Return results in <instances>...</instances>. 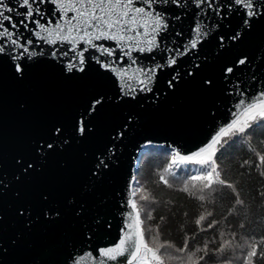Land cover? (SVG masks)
<instances>
[{
  "label": "water",
  "instance_id": "95a60500",
  "mask_svg": "<svg viewBox=\"0 0 264 264\" xmlns=\"http://www.w3.org/2000/svg\"><path fill=\"white\" fill-rule=\"evenodd\" d=\"M5 3L16 6L17 0ZM213 4L220 6L219 16L202 5L206 15L197 17L200 9L193 0H181L179 6L155 0L151 9L134 0V7L167 18V31L157 37L160 48L152 53L133 50L131 58H121L128 50L125 44L135 47L132 41L118 46L115 40H94L93 48L78 40V51L88 48L83 72L66 71L76 56L71 42L53 35L48 38L56 43L49 44L33 31L19 29L20 43L31 40L30 51L38 55L23 58L22 77L10 57L0 55V264H99L100 259L127 264L125 257L107 261L99 249L120 240L125 214L132 211L128 200L142 152L158 146L190 155L234 118L241 99L247 102L264 92V14L245 26L244 10L232 0ZM255 5L264 12V0ZM39 7L43 16L35 19L54 26L60 19L57 6L45 0ZM200 19L211 29L208 37L179 56L176 65L158 68L150 92L122 94L127 76L118 77L97 63L98 58L142 79L137 69L165 65L176 50L184 51ZM29 29L38 31L31 23ZM237 32L239 38L233 39ZM100 45L114 50L113 56L102 54ZM239 59L246 63L238 65ZM228 67L234 69L230 74ZM95 99L102 104L90 115ZM80 119L90 129L83 136L77 131ZM101 160L107 167H97Z\"/></svg>",
  "mask_w": 264,
  "mask_h": 264
},
{
  "label": "snow or ice",
  "instance_id": "6c2138e0",
  "mask_svg": "<svg viewBox=\"0 0 264 264\" xmlns=\"http://www.w3.org/2000/svg\"><path fill=\"white\" fill-rule=\"evenodd\" d=\"M45 0H17L16 6H9L5 3V0H0V38L3 39V43H0V55H7L10 57L14 64L15 72L21 77L25 70V66L22 61L26 56L28 59L38 55L35 51H30L29 45L32 41L28 40L25 44L20 43V33L19 29L22 27L25 30L33 31V34L41 40H45L49 44H55L56 39H49L53 35L61 41H69L72 44V51L76 53L74 57V62L70 61L66 65V71L71 73L73 70L80 72L84 71L85 57L84 52L88 50L85 47L83 50H77V41H83L86 46L96 48L97 45L93 41L100 40H115L118 46L120 42L132 41L135 45L133 48L128 44L127 51H122V57H132V51H138L141 53L148 52L152 53L155 49L160 48V43L157 37L167 31L169 25L167 23V18L155 11H146L144 7H134V0H51L53 4L57 6V10L60 13V19L57 20L55 25L48 22V26L40 23L39 20L35 19V16H43L39 4L44 3ZM155 0H143V4L147 5L151 9L152 4ZM164 3H168L169 0H163ZM172 4L180 5L181 0H170ZM196 7L200 9L196 13L197 17L202 14L206 15L205 8L202 5H206L207 9H213L217 16L220 15V6H215L213 0H193ZM237 6L245 12L244 25L249 26V20L257 15L264 14L255 5V0H232ZM33 5H36L35 7ZM17 7L24 9L23 12L17 11ZM229 11L232 10L231 4L228 5ZM99 10V14H97ZM73 12L75 15L65 18L67 13ZM13 14L19 19H14ZM179 19V17H176ZM7 22V25L5 24ZM35 24L36 30L29 29V24ZM137 29H143V32ZM135 30V35H129ZM211 29L208 28L207 24L203 19L198 20L194 23L192 28V38L188 41L187 45L184 47V51L180 52L176 50V54L167 59L165 65H156L154 68L149 69H137L136 72L142 76L137 78L136 75L128 76L125 69H117L112 67L111 63H103L97 58V63L100 64L102 68L110 69L114 71L118 77L127 76V83L121 84V92L124 95H129L137 90L148 91L152 90L151 84L156 77V71L158 68L162 67H172L177 64V59L179 56L187 54L190 50L196 49L198 44L205 40L210 34ZM47 33V36H41V33ZM75 33L76 35H73ZM82 33V35H81ZM143 36L144 40H138L137 37ZM179 35V33H177ZM240 33L237 32L233 39H238ZM10 45L11 48L8 49L6 46ZM142 45H147L142 46ZM223 46V45H221ZM20 51H17V50ZM102 50V54H107L108 56H113L114 50L99 46ZM169 52L173 51L168 49ZM55 57L56 53H52ZM67 55V53H64ZM114 63V61L112 62ZM132 63L135 64L136 60L133 59ZM246 59H239L237 61L238 65H244ZM232 67L226 68V73L233 72ZM179 72L173 77V80L178 79ZM131 81H135L138 85V89L132 86ZM209 84L211 81L208 82ZM169 86H172V81H169ZM102 104L101 99H95L89 108V114L94 113L98 106ZM235 107L239 110L233 113L234 118L225 126L220 127L219 130L213 135L210 141L203 147L199 148L197 151L192 152L190 155H181L178 151L173 149V159L169 168L165 169V172H169L171 175H175L170 172L172 165L179 167L180 164H196L201 167L197 169V174L190 176L188 180L184 181V186L180 191L187 193L190 196L195 197L197 200L203 202L206 199L204 194L206 189H212L215 185L224 186L231 188L233 192H236L235 186L223 179L221 172L219 170V165L217 163V153L224 148L226 144L229 143L232 137L238 135H246V130L253 128L254 125L258 123H264V92H261L258 96L253 97L250 101H245L241 99ZM90 129L87 127V121L80 119L77 121V131L83 136ZM57 132L60 130L57 129ZM49 148L52 145H48ZM254 151V149H253ZM259 163L256 165L259 168L264 164V154L256 153ZM178 158V159H177ZM248 161H244V164H248ZM97 167H107V164L101 160L98 162ZM27 171V169H25ZM261 176H264V171L260 172ZM160 180L172 187L168 179L164 175L160 176ZM192 182L191 185L189 182ZM139 191V189H137ZM197 192L200 194L197 195ZM135 195V193H133ZM141 200H148L147 195H142ZM237 205H242L243 200L237 197L235 199ZM128 204L132 211L125 214V228L121 229V237L118 243L112 247L99 249L100 257L106 258L107 261H116L119 257H125L127 259V264H165L164 255L161 254V249L172 247L171 244H159L157 243L155 247H150L149 242L145 239L144 230L141 228L143 221L140 219L137 203L135 200L129 199ZM212 213L205 211L199 215L195 220L197 226ZM151 218V213L148 214ZM163 219V217L161 218ZM217 222L212 221L208 224V228H212ZM159 233L157 232L152 240H158ZM188 246L187 239L185 240L184 248L177 249L179 252H184L185 248ZM230 246L229 241H224L220 245L217 251H223L225 248ZM204 250H207V245L204 246ZM201 251V249L196 250ZM127 254V256H126ZM91 255L90 253L88 254ZM264 257V249L257 251V245L252 244L250 250L247 252L245 257V264H253V257L256 256ZM173 259V257H169ZM83 259V257H81ZM203 256L197 257L195 252L188 253L187 264H197L198 260H203ZM79 264V261H77ZM99 264H105V259H100Z\"/></svg>",
  "mask_w": 264,
  "mask_h": 264
},
{
  "label": "trees",
  "instance_id": "16d2710c",
  "mask_svg": "<svg viewBox=\"0 0 264 264\" xmlns=\"http://www.w3.org/2000/svg\"><path fill=\"white\" fill-rule=\"evenodd\" d=\"M256 153L264 154V123L246 130V135L232 137L217 153L221 176L235 186L236 192L215 185L205 190L206 199L201 202L180 191L184 181L197 174L200 165H172L170 172L175 175H171L165 172L174 156L171 149L148 146L142 152L132 184V193H135L132 200L137 203L143 221L141 228L149 246L155 247L157 243L172 245L161 249L165 264H187L188 253L192 252L197 257H204L197 264H245L252 244L257 245L258 252L264 249V176L260 175L264 164L256 167L259 163ZM244 161L249 163L244 164ZM161 175L168 179L172 187L160 180ZM237 194L243 200L242 205L235 203ZM142 195H147L149 199L141 200ZM205 211L212 215L197 226L195 220ZM212 221L217 223L208 228ZM157 232L159 239L153 241L152 237ZM186 239L188 246L185 251H177L184 248ZM226 240L230 246L217 251ZM205 245L207 250H204ZM197 249L201 251L197 252ZM253 264H264V257H253Z\"/></svg>",
  "mask_w": 264,
  "mask_h": 264
},
{
  "label": "rangeland",
  "instance_id": "374dc122",
  "mask_svg": "<svg viewBox=\"0 0 264 264\" xmlns=\"http://www.w3.org/2000/svg\"><path fill=\"white\" fill-rule=\"evenodd\" d=\"M134 193V192H133ZM133 193H132V197H134L135 195H133Z\"/></svg>",
  "mask_w": 264,
  "mask_h": 264
}]
</instances>
